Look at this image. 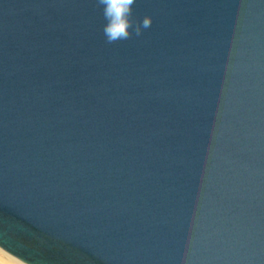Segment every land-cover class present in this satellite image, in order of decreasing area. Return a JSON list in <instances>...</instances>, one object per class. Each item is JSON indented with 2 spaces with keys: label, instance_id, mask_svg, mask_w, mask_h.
Segmentation results:
<instances>
[{
  "label": "water",
  "instance_id": "obj_1",
  "mask_svg": "<svg viewBox=\"0 0 264 264\" xmlns=\"http://www.w3.org/2000/svg\"><path fill=\"white\" fill-rule=\"evenodd\" d=\"M0 0V248L24 264H264V0Z\"/></svg>",
  "mask_w": 264,
  "mask_h": 264
},
{
  "label": "clouds",
  "instance_id": "obj_2",
  "mask_svg": "<svg viewBox=\"0 0 264 264\" xmlns=\"http://www.w3.org/2000/svg\"><path fill=\"white\" fill-rule=\"evenodd\" d=\"M96 3L102 6L106 21L102 31L108 44L128 40L133 34L140 36L143 29L149 28L152 24L149 16H145L142 21L132 18L135 0H96ZM6 238V233L0 234V240H6Z\"/></svg>",
  "mask_w": 264,
  "mask_h": 264
},
{
  "label": "bare ground",
  "instance_id": "obj_3",
  "mask_svg": "<svg viewBox=\"0 0 264 264\" xmlns=\"http://www.w3.org/2000/svg\"><path fill=\"white\" fill-rule=\"evenodd\" d=\"M0 251L2 252V253H4V254H6V256L5 257H1L0 256V264H19V263H21V264H24L23 262H21L18 258H16L15 256H13V255H11V254H9V253H6L5 251H3L1 248H0ZM9 256H8V255ZM11 256V257H10ZM14 258V259H13ZM18 261L19 263H17L16 261Z\"/></svg>",
  "mask_w": 264,
  "mask_h": 264
},
{
  "label": "rangeland",
  "instance_id": "obj_4",
  "mask_svg": "<svg viewBox=\"0 0 264 264\" xmlns=\"http://www.w3.org/2000/svg\"><path fill=\"white\" fill-rule=\"evenodd\" d=\"M8 255V254H7ZM0 256L1 257H5L6 256V254H4V253H2L1 251H0ZM9 256V255H8ZM11 257V256H10ZM14 259V258H13ZM16 261V260H15ZM17 263H19L18 261H16ZM19 264H21V263H19Z\"/></svg>",
  "mask_w": 264,
  "mask_h": 264
}]
</instances>
